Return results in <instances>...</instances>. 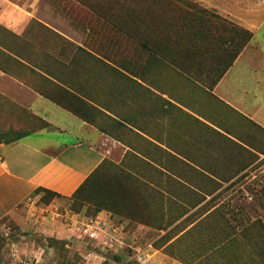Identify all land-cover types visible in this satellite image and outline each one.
Returning a JSON list of instances; mask_svg holds the SVG:
<instances>
[{
    "label": "rangeland",
    "instance_id": "obj_1",
    "mask_svg": "<svg viewBox=\"0 0 264 264\" xmlns=\"http://www.w3.org/2000/svg\"><path fill=\"white\" fill-rule=\"evenodd\" d=\"M158 1L156 8L148 0V9L141 12L144 20H134L136 13L129 20L139 0H42L39 17L47 25L33 20L26 34H13L21 42L16 51L25 59L3 67L129 150L120 160L106 159L98 204L84 203L77 209L73 198L57 197L46 204L45 195L38 193L40 199L23 210L22 221L0 219V264H264V245L259 244L255 225L258 219L264 222V156L258 160V154H264V132L253 133L246 140L248 148L238 145L252 158L243 161L244 174L224 189L217 177L157 175L158 164L172 167L171 159H158L157 149L171 152L151 141L141 145L129 136L141 135L125 124L130 111L127 87L141 86L140 81L155 86L160 75L169 90L180 80L186 88L207 92L233 55L227 51L234 29L228 28L225 43H216V50L198 60L192 24L167 0ZM192 1L218 15L198 0L178 2L186 8L184 3ZM216 16L211 19L214 30L223 25L218 17L228 27L233 23ZM130 26L133 32L147 30L149 39L143 40L166 56L151 55L141 40L133 39ZM214 33L208 34L213 45ZM67 78L90 93L80 91L78 100L58 93ZM30 118V130L46 126ZM4 121L0 115V125ZM20 127L6 132L0 127V141L15 140L25 131ZM256 135L260 141L253 139Z\"/></svg>",
    "mask_w": 264,
    "mask_h": 264
},
{
    "label": "crops",
    "instance_id": "obj_2",
    "mask_svg": "<svg viewBox=\"0 0 264 264\" xmlns=\"http://www.w3.org/2000/svg\"><path fill=\"white\" fill-rule=\"evenodd\" d=\"M198 1L252 32V40L207 92L186 88L180 80L169 90L160 75L155 86L141 81V86L130 85L125 124L141 135L129 133L136 142L146 145L151 141L171 152L168 155L157 149L158 159L172 161L171 169L158 164L157 175L217 177L224 189L244 174L243 161L252 158L238 145L247 147L246 140L253 133L264 132V0ZM41 3L0 0V33L7 31L0 37V115L5 120L0 127L4 132L11 127L25 129L19 140L0 141V219L10 216L22 221L23 210L40 199L38 189L72 198L104 160H120L129 150L3 67L8 68L6 63L14 59L24 61L17 52L21 42L16 36L26 34L31 21L47 25L39 17ZM64 81L67 84L62 86L73 92L76 89L79 97L81 92L90 93L73 80ZM30 116L46 126L30 130ZM253 139L260 141L258 135ZM258 156L261 160L264 154Z\"/></svg>",
    "mask_w": 264,
    "mask_h": 264
},
{
    "label": "trees",
    "instance_id": "obj_3",
    "mask_svg": "<svg viewBox=\"0 0 264 264\" xmlns=\"http://www.w3.org/2000/svg\"><path fill=\"white\" fill-rule=\"evenodd\" d=\"M139 1L141 2V4L138 5L137 7L132 8L131 11L129 12V15H128L129 20L132 17L133 13L137 14V16H134L135 14H133L132 18L134 20H136V19L144 20V18H143L144 16L146 18V14H141V12L144 13L148 9V4H149L148 0H139ZM151 1L153 4H155V7L157 8L159 1L158 0H151ZM167 1H168L167 2L168 4L172 5V7L177 9L178 13L181 14L182 17L187 18L186 20L192 24V28L194 29L193 33L195 34L194 40L199 43V45L196 46V49H195L197 59H198V57L199 58H203L204 56L206 57L211 50L212 51L216 50V48H217L216 43H220L222 41H223V43H225L224 40H222L223 34L227 31H229V29L230 30L234 29L233 39L231 40V47H228V51H227V53L233 54L232 59L225 64L224 68L222 69L221 75L229 68V66H231V64L234 62V60L239 56V54L244 50V48L250 43V41L253 38V33L250 32L249 30L242 28V27H240L234 23H230V25H231L230 27L226 26L225 25L227 23L226 20L218 17V15L216 16L215 13H213L209 10L202 8L195 1L194 2L192 1V3H184L186 8L180 7V4H183V3L178 2L179 0H167ZM214 16L219 18L218 19L219 24H223L222 27L215 28V30H214V27L211 26V24H213L211 22V19ZM130 28H131V36H133V39H136L138 41L141 40L140 43L143 44V47H145L146 49H148L150 51L151 55L156 56V57H163V56L165 57L166 56V51L159 50L155 45H151L149 43V41L143 40V38L149 39V33L147 32V30H144L142 28V31H140V33L137 30H134V32H137V33H134L132 31L131 26H130ZM211 32H215L214 35H215V37L217 36L216 37L217 42H215V44H214L215 46L211 42L213 40L210 41L211 36L208 37V34ZM158 35H159V33H158ZM0 66H1V64H0ZM58 89H59L58 93H60V92L64 93L65 92L69 96V97L68 96L67 97L71 100H73V99L78 100V98H80L79 96H77L73 91H71L67 87H62V88L59 87ZM42 95L45 96L44 94H42ZM46 98L50 99L49 97H46ZM75 114H77V113H75ZM78 116H80V115H78ZM81 118H83V117H81ZM85 120H87V119H85ZM23 136H24V133L20 134L15 140H19ZM108 165H109L108 160H104L101 163V165L90 176L87 177V179L84 181V183L73 194L72 198L75 201L74 208L79 209L84 203H90V204L96 203V204H98V200H96L97 195L102 190V188L105 187V184L102 181L103 179L101 178V174H102L103 170ZM38 193H43L45 195L43 197L42 201L46 204L51 203V201L56 197L62 198V196L59 195L58 193H55L53 191H49L46 189H38L36 191V194H38ZM260 194L262 196H264V187L260 190ZM259 203L262 205L261 201ZM255 225L257 226V228L259 230V234L261 235L259 244L264 245V222L261 219H258L256 221ZM129 264H131V263H129Z\"/></svg>",
    "mask_w": 264,
    "mask_h": 264
}]
</instances>
